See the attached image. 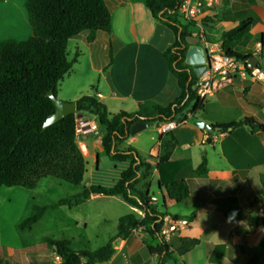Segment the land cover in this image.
I'll return each mask as SVG.
<instances>
[{"label":"crops","instance_id":"crops-1","mask_svg":"<svg viewBox=\"0 0 264 264\" xmlns=\"http://www.w3.org/2000/svg\"><path fill=\"white\" fill-rule=\"evenodd\" d=\"M20 1L14 2L8 15L10 19L14 16L23 18L25 35L30 38L33 29L23 9L27 0ZM105 1L111 13V30L98 31L93 42L87 40L89 31L70 39L69 44L74 45L75 55L78 53L79 56L73 70L59 83L57 97L76 103L83 96H93L107 107L111 115L122 111L136 112L141 104L149 101L170 105L181 95V88L163 54L174 44L175 33L153 16L147 5L149 0ZM249 14L256 15L259 21L238 38H244L247 45H251L264 32V0H220L216 7L206 11V19L201 26L195 24V29L207 34L217 32L214 35H220L221 45L222 33L237 26ZM207 19H210L208 23H203ZM238 38L229 41L227 46ZM197 45L201 47V42ZM82 57L85 58V68L77 71ZM262 62L263 57L261 65L264 67ZM240 84H244L243 90L237 88ZM207 102L206 112L194 117L208 124L253 117L263 129L253 133L243 126L231 133L214 134L213 144H209L204 130L189 122L180 124L171 130L178 145L171 159L161 165H158V156L165 124H153L130 136L119 145V149H136L152 166L149 177L137 187L145 189L147 185L153 203L165 208L171 218L187 222L172 236L171 250L176 251L181 246L182 238L200 240L191 252L178 257V264H248L252 255L261 251L264 241L262 214L258 215L255 208L264 203V83L236 78L210 96ZM75 114L98 121L95 132L77 139L88 163L87 174L94 175L101 171L103 159L108 158L103 146L107 130L97 117L87 113ZM202 145H205V152ZM204 156L208 160L209 172L206 176H197L195 170ZM122 164L121 167L115 166L117 174L112 187L130 162ZM182 179L191 185V199L186 203L171 199L164 186L165 182ZM101 196L104 195L93 194L87 202ZM110 197L119 200L125 211L115 217L117 233L121 217L128 214L144 217L142 210L126 203L122 197ZM254 198L261 199V202L251 207ZM193 213L196 215L191 220ZM87 229L86 223L84 231ZM151 241L143 230L135 231L126 240L118 239L114 257L102 264H156V257L150 255L146 246ZM16 254V250L10 248L7 257L10 260L15 258L13 264H26L23 258L16 259Z\"/></svg>","mask_w":264,"mask_h":264},{"label":"trees","instance_id":"trees-1","mask_svg":"<svg viewBox=\"0 0 264 264\" xmlns=\"http://www.w3.org/2000/svg\"><path fill=\"white\" fill-rule=\"evenodd\" d=\"M182 0H149L147 5L153 16L175 33L174 44L164 52L169 69L177 77L181 95L170 105L163 106L149 101L141 104L136 112H120L111 115L107 107L93 96H83L76 102L77 113L97 117L107 134L103 146L112 162H130L113 187L93 185L75 196L62 199L59 206H79L93 194L120 196L123 200L144 212L143 218L128 214L119 219L118 233L110 241L94 251H77L69 239L46 238L47 245L63 258L64 264H102L115 255V243L126 240L133 232L143 230L152 242L146 243L156 264H178V257L185 256L200 244L199 239L182 238L181 246L172 251L162 236L166 209L153 203L145 189L137 186L146 180L152 166L132 147L125 150L119 145L129 139L130 130L136 122L161 125L173 121L181 122L205 113L207 100L197 94L199 78L193 67L186 64V54L195 42V24L183 23L178 15ZM25 7L33 29V35L25 41L7 40L0 44V195L4 187L35 189L41 179L54 177L58 180L81 185L87 174L88 163L76 138L75 119L72 114L43 131L47 118L55 112L50 91L57 95L59 83L73 70L78 59H69L68 45L71 38L83 31H89L88 42H93L98 31L110 32L111 13L105 0H27ZM210 19L205 22L208 23ZM259 18L249 14L237 26L221 35L223 51L237 58H250L227 46L251 28ZM264 53V32L258 37ZM246 126L256 133L263 127L253 117L239 120L211 123L210 130H204L206 141L214 134L231 133ZM177 139L172 131L160 138L158 165L167 163L176 147ZM209 172L208 160L204 156L195 170L197 176ZM171 199L186 203L191 199V185L187 180L165 182ZM261 199L254 198V207ZM48 206H34L31 215L17 225V230H31L46 214ZM196 213L190 216L192 220ZM264 223V219L262 220ZM261 251L254 253L248 264H262L264 241ZM18 254H16V259ZM0 259V264H10Z\"/></svg>","mask_w":264,"mask_h":264},{"label":"rangeland","instance_id":"rangeland-1","mask_svg":"<svg viewBox=\"0 0 264 264\" xmlns=\"http://www.w3.org/2000/svg\"><path fill=\"white\" fill-rule=\"evenodd\" d=\"M14 2L19 3L21 1L0 0V44L7 40L25 41L29 39V36L25 35L23 18L13 15L14 17L10 19V15H8ZM23 9L29 16L24 6ZM194 31L195 36L199 38L197 43L201 42V47L204 49L207 47L206 43L210 45L219 44L215 47L222 48L220 35H214L217 32L211 31L207 34L201 30L195 29ZM231 45V49H235L242 55L254 56V54H259L264 58V53H262L261 45L257 39L253 40L251 45H247L244 38H238ZM68 52L69 59H74L76 55L72 43L69 44ZM81 60L82 64L77 66V71L79 68L81 71L85 68L83 64L85 58L82 57ZM262 64L264 65V62ZM239 79L243 78L239 77ZM237 88L243 90L245 86L240 84ZM116 165L121 167L123 164L114 163L105 157L100 165L101 171L94 175L87 174L81 185L70 184L54 177H45L32 190L23 187L2 188L0 195V259L10 260L7 256L9 249L12 248L16 250L17 258H23L26 264H47L55 250L46 244V238L69 239L77 251H94L106 245L110 238L117 234L115 217L125 212L119 200L110 196H101L74 207L59 206L58 202L78 195L84 188L93 185L112 187L117 174ZM34 206H48L49 209L41 221L34 225L31 230L25 232L17 230V225L31 215ZM255 208H257L258 215L262 214L261 220H263L264 203ZM86 223L88 229L84 231ZM14 261L15 258L11 259V264Z\"/></svg>","mask_w":264,"mask_h":264},{"label":"built area","instance_id":"built-area-1","mask_svg":"<svg viewBox=\"0 0 264 264\" xmlns=\"http://www.w3.org/2000/svg\"><path fill=\"white\" fill-rule=\"evenodd\" d=\"M219 3L220 0H182L178 15L180 20L185 24L194 23L201 26L202 21L206 17V11ZM206 45L205 50L208 52L209 63L207 70L199 77L197 84V94L200 98L207 100L226 84L231 83L239 77L264 83V67L261 65V55L254 54L252 56L256 57L259 61V65H255L250 61L251 57L237 58L229 56L220 47L207 43ZM191 118L192 116L190 115L185 121L164 123V133L175 129L180 124L188 123ZM97 127L98 121L96 118L88 119L76 115L75 131L77 139L95 132ZM186 225V221L174 219L167 215L164 217L161 236L169 243L178 229ZM48 264H64V261L60 255L54 253Z\"/></svg>","mask_w":264,"mask_h":264},{"label":"water","instance_id":"water-1","mask_svg":"<svg viewBox=\"0 0 264 264\" xmlns=\"http://www.w3.org/2000/svg\"><path fill=\"white\" fill-rule=\"evenodd\" d=\"M250 61L255 65H259V61L256 57H251ZM208 63V52L204 48L198 46L197 42L195 41L187 51L186 64L193 67L196 76L199 78L207 70ZM47 96L52 100L55 106V112L50 115L45 121L43 125V131L47 130L50 126L58 123L67 116L75 114L77 112V106L75 102L60 100L57 95H55L54 91H50ZM189 124L194 125L202 130L208 131L211 129L210 124L200 120L197 117L191 118L189 120ZM151 125L153 124L148 122H136L131 127L130 135H135ZM210 141L211 139H208L206 142L209 143ZM202 150L204 152L206 151L205 145H202Z\"/></svg>","mask_w":264,"mask_h":264}]
</instances>
